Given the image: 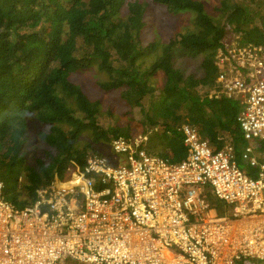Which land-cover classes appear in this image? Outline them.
Segmentation results:
<instances>
[{"label":"built area","instance_id":"1","mask_svg":"<svg viewBox=\"0 0 264 264\" xmlns=\"http://www.w3.org/2000/svg\"><path fill=\"white\" fill-rule=\"evenodd\" d=\"M237 40L214 57L209 97L239 102L241 159L255 176L237 166L231 137L215 149L187 123L179 163L150 154L146 134L113 138L111 158L71 163L23 209L0 182V264H264V47Z\"/></svg>","mask_w":264,"mask_h":264},{"label":"trees","instance_id":"2","mask_svg":"<svg viewBox=\"0 0 264 264\" xmlns=\"http://www.w3.org/2000/svg\"><path fill=\"white\" fill-rule=\"evenodd\" d=\"M215 14L199 0H150L165 12L189 14L192 29L178 34L168 43L142 45L148 6L139 0H0V182L3 199L18 209L34 202L35 190L62 177L69 161L83 165V155L73 140L85 130L93 139L108 133L98 125L99 100H91L79 85L70 82L76 72L95 66L106 76L98 82L104 91L120 90V98L130 107H140L149 125H162L163 135H171L167 154L156 155L173 163L185 158L186 149L178 141L176 128L185 106L187 121L197 128L202 139L215 149L221 136L232 138L237 166L249 176L255 169L241 158L243 141L236 124L240 110L237 100L210 98L209 89L218 90V70L214 57L218 49L238 36L234 47H264V5L261 0H218ZM222 20H224L222 22ZM155 54L148 66L145 58ZM176 53L202 55L198 63L200 79L187 74L182 62L175 65ZM145 61V62H144ZM163 76V85L155 89L150 78ZM196 86L208 89L198 94ZM143 108L142 100L154 98ZM151 110L152 116L147 112ZM29 120L49 126L39 138L55 151L50 163L41 160L27 167L22 151ZM177 123V124H176ZM57 124L70 127L63 132ZM101 130V131H100ZM112 136L126 137L117 131ZM75 161V162H74ZM24 171L21 175V169ZM19 175L17 178H15ZM23 177V192L16 181Z\"/></svg>","mask_w":264,"mask_h":264},{"label":"rangeland","instance_id":"3","mask_svg":"<svg viewBox=\"0 0 264 264\" xmlns=\"http://www.w3.org/2000/svg\"><path fill=\"white\" fill-rule=\"evenodd\" d=\"M140 2L145 3L148 6V12L146 14V33L145 36H141L142 45H147L151 42L159 41L160 43H168L170 39H173L178 34H184L192 29L191 19L189 14H176L171 15L165 12L160 7H154L150 0H139ZM203 2L204 6L209 12L215 14L216 8L219 5L218 0H199ZM258 4H261L260 7L263 8L264 0H261ZM224 20H222L223 22ZM232 45H236L232 43ZM155 56H147L144 63V66H148L150 61L153 60ZM175 65L182 62L184 71L187 74L193 73L196 78L200 79V74L198 73V63L202 60V55L192 56L186 55L185 53H176L173 58ZM144 61V62H145ZM179 62V63H178ZM106 76L103 72H100L96 69L95 66H90L85 70L76 72L70 76V82L74 85H79L87 97L91 100H99V107L101 109V114L98 115L97 123L102 127V130L107 132L108 135L105 138L93 139L92 131L85 130L76 136L73 140V146L78 151V156L83 155V161L86 156L90 154H97L106 157L111 156L110 150V141L114 138L112 136L113 132L117 131L121 136L126 134L127 137L134 135L146 134L149 138L148 142V152L153 155L167 154L170 150L171 142L169 138L171 135H163L164 131L161 130L164 126L162 125H149L146 115L140 109V107L134 106L133 108L127 105L125 101L120 98V90H113L104 92L98 87V82L104 81ZM150 81L153 86L156 88L163 85V76L161 73H157L150 78ZM195 90L200 95H204L208 89L203 88L202 86H196ZM212 89L207 91V94L210 95ZM160 92H154V98L150 99L146 97L142 100L143 108L146 110L150 103L155 100L158 101ZM183 109L178 111V115L181 117L180 121L177 122L182 124L187 121L186 109L185 106H182ZM148 117L152 116V111L147 112ZM176 123V124H177ZM57 127H61L63 132L68 133L70 127L66 124H57ZM28 130L23 137V153L26 159L24 163L27 167H35L37 161L41 160L44 163V166L49 165L51 162L49 156H54L55 151L50 149L45 142L39 138L40 131H47L45 129L49 126L37 125L34 120H29ZM196 128V127H195ZM157 130V131H155ZM197 130V128H196ZM101 131V130H100ZM178 141L180 145L183 146L182 136L180 133L177 134ZM73 161V160H71ZM69 161L67 164L73 162ZM236 161V160H235ZM75 162V161H74ZM76 163V162H75ZM21 169V167H20ZM25 172L24 168L21 169V175ZM17 175L15 178H17ZM25 180L23 177H19L16 181V187L20 193L23 192V184ZM223 205V204H220ZM65 264H79L71 261H66Z\"/></svg>","mask_w":264,"mask_h":264},{"label":"crops","instance_id":"4","mask_svg":"<svg viewBox=\"0 0 264 264\" xmlns=\"http://www.w3.org/2000/svg\"><path fill=\"white\" fill-rule=\"evenodd\" d=\"M242 138V137H241ZM220 141H222L221 143L223 144V142H224V139H223V136H221L220 137ZM243 141V140H242ZM212 146V145H211ZM222 146V145H221ZM213 147V146H212ZM221 148V147H220ZM217 149V148H216ZM150 153V152H149ZM168 156L169 157H172V153L170 152V151H168ZM240 160H241V158H240ZM65 264V263H64Z\"/></svg>","mask_w":264,"mask_h":264},{"label":"clouds","instance_id":"5","mask_svg":"<svg viewBox=\"0 0 264 264\" xmlns=\"http://www.w3.org/2000/svg\"><path fill=\"white\" fill-rule=\"evenodd\" d=\"M198 131V130H197ZM198 134H199V132H198ZM200 135V134H199ZM201 137V136H200ZM225 138H227V136H223V139H225ZM111 156H112V154H111ZM111 158V157H110Z\"/></svg>","mask_w":264,"mask_h":264},{"label":"bare ground","instance_id":"6","mask_svg":"<svg viewBox=\"0 0 264 264\" xmlns=\"http://www.w3.org/2000/svg\"><path fill=\"white\" fill-rule=\"evenodd\" d=\"M64 264V263H63Z\"/></svg>","mask_w":264,"mask_h":264}]
</instances>
